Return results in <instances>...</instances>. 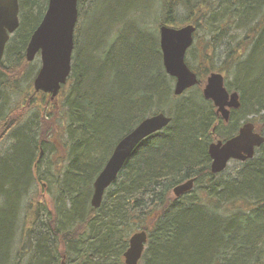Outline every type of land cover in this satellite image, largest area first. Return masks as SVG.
Listing matches in <instances>:
<instances>
[{
    "label": "trees",
    "instance_id": "1",
    "mask_svg": "<svg viewBox=\"0 0 264 264\" xmlns=\"http://www.w3.org/2000/svg\"><path fill=\"white\" fill-rule=\"evenodd\" d=\"M18 4L0 61V264H124L137 231L147 234L138 264H264V143L218 174L207 152L248 121L264 135V0H111L94 19L95 0H77L71 69L53 100L33 90L40 62L35 70L25 59L47 0ZM202 23L209 38L185 56L198 84L175 96L159 27L192 24L195 38ZM211 72L239 95L226 122L202 95ZM159 112L168 125L139 144L93 208V181L115 144ZM189 178L193 188L175 197ZM45 180L51 209L36 188Z\"/></svg>",
    "mask_w": 264,
    "mask_h": 264
},
{
    "label": "water",
    "instance_id": "2",
    "mask_svg": "<svg viewBox=\"0 0 264 264\" xmlns=\"http://www.w3.org/2000/svg\"><path fill=\"white\" fill-rule=\"evenodd\" d=\"M18 0H0V61L10 35L19 26ZM78 19L77 0H47L44 14L32 32L25 49V59L32 61L39 53L40 67L33 79V90L47 93L53 100L61 85L66 83L71 69L74 28ZM195 26L180 27L161 25L159 46L166 72L175 78L174 94L180 95L186 89L198 84L196 73L185 62V53L192 45ZM205 99H210L216 113L227 121L229 108L239 106V95L229 92L220 72H211L206 77L202 89ZM170 118L163 113L146 117L115 145L101 171L93 181L90 204L98 208L106 188L115 181L125 162L136 147L151 134L168 125ZM264 143V135L254 131V125L243 123L237 134L225 141L217 140L208 144L211 159L210 171L219 173L230 160L245 161L254 156L255 148ZM195 178H189L172 189L175 197L190 191ZM147 240L145 231L133 233L128 240V248L123 253L124 264H137ZM60 264H65L64 260Z\"/></svg>",
    "mask_w": 264,
    "mask_h": 264
},
{
    "label": "rangeland",
    "instance_id": "3",
    "mask_svg": "<svg viewBox=\"0 0 264 264\" xmlns=\"http://www.w3.org/2000/svg\"><path fill=\"white\" fill-rule=\"evenodd\" d=\"M119 1H121V0H119ZM123 1H125V0H123ZM110 3H111V0H95V6H94V9L91 11L90 19L91 18L94 19L93 16H95V14L97 12L99 13V10L100 9L105 8ZM87 5L88 4L86 2L83 7L86 8ZM177 13H178V16H183L184 11L182 9H178L177 10ZM87 22H88V20L86 19V25H87ZM210 32H212V31H210ZM210 32H208V27L206 26V24L202 23L201 27L196 32V36L194 38V47H196L198 49L201 48L206 43V40L209 38V33ZM219 45H221V46L219 47L218 51H222V48H223L222 45L223 44H219ZM195 52H196V50H195ZM188 54L189 53L186 52V58H187ZM222 56H224V53H221V58H223ZM190 61H191V63H194L195 62L194 54L191 55ZM39 62H40V58H39V54H37L34 57V59L32 61H30L32 68L35 67V70H36L37 66L39 65ZM29 71H30V69L28 67L27 68V73ZM27 73L25 75L24 82L29 84L32 81L33 74L30 73V74L27 75ZM222 75L224 76L223 73H222ZM229 81H232V78H230ZM192 91H196V89L190 90L185 95H189ZM40 97L41 96H37L36 97L37 102H39V98ZM44 98H46V100L48 99L46 96ZM22 103L23 102L21 101V99H19L18 100V106H20ZM39 105H40V103H39ZM57 105H59V103L56 102V105L55 106H57ZM44 107L45 108H49V106H47V105H44ZM25 108H26V111H28V109L30 110L32 108V106L31 105H27ZM57 110H58V106H57ZM61 113L62 112H60V114ZM249 118H251V117H249ZM60 126L63 127V123ZM64 126H65V123H64ZM59 130H62V129L59 127ZM58 141H61L62 142V139L60 137H58ZM5 144L6 143H4L3 141L0 142V145L2 146V148H4V146L7 147V144L6 145ZM49 154H50V152L46 151L45 154H44V157H43L44 160L42 161V164L43 165H42V168H41V171H42L43 174H46L45 169H48V167L50 166V163L48 162ZM232 165H233L232 162H230L228 166H232ZM51 168L52 167L49 168V171L51 170ZM47 175H48V173L46 174V176ZM36 188H37L38 191H40L41 197H39V198L42 199V203L44 205L46 204L45 206H47L48 209H51L52 208L51 207V200H52V198H51L50 194H51V191H52V187L50 186V183H48V181H46V180L45 181H42V184L41 183H39V185L37 184Z\"/></svg>",
    "mask_w": 264,
    "mask_h": 264
},
{
    "label": "bare ground",
    "instance_id": "4",
    "mask_svg": "<svg viewBox=\"0 0 264 264\" xmlns=\"http://www.w3.org/2000/svg\"><path fill=\"white\" fill-rule=\"evenodd\" d=\"M163 66H164V65H163ZM164 69H165V67H164ZM165 71H166V70H165ZM166 73H167V72H166ZM167 74H168V73H167ZM170 76H171V75H170ZM172 77H173V76H172ZM173 78H174V77H173ZM174 81H175V78H174ZM174 85H175V82H174ZM173 91H174V86H173ZM173 94H174V92H173ZM174 95H175V94H174ZM180 95H181V94H180ZM175 96H178V95H175ZM203 98H204V97H203ZM204 99H205V98H204ZM206 100H210V99H206ZM210 101H211V100H210ZM211 102H212V101H211ZM212 103H213V102H212ZM214 107H215V106H214ZM238 107H239V106H238ZM238 107H237V108H238ZM237 108H229V114H230V110H232V109H237ZM215 110H216V107H215ZM159 113H163V112H159ZM157 114H158V113H157ZM163 114H164L165 116L169 117V116L166 115L165 113H163ZM218 115H219V114H218ZM219 116L221 117V115H219ZM169 118H170V117H169ZM221 118H222V117H221ZM222 120H223V118H222ZM223 121H225V120H223ZM169 122H170V121H169ZM225 122H226V121H225ZM129 132H130V131H129ZM129 132H128V133H129ZM128 133H127V134H128ZM125 135H126V134H125ZM125 135H124V136H125ZM124 136H123V137H124ZM123 137H122V138H123ZM118 141H119V140H118ZM224 141H225V140H224ZM116 144H117V143H116ZM116 144H115V145H116ZM138 146H139V145H138ZM138 146H137V147H138ZM114 147H115V146H114ZM137 147H136V148H137ZM113 149H114V148H113ZM255 149H256V148H255ZM207 150H208V148H207ZM112 151H113V150H112ZM133 152H134V151H133ZM207 152H208V151H207ZM111 153H112V152H111ZM131 155H132V154H131ZM209 158H210V157H209ZM231 161H234V160H230V161L228 162L227 166L229 165V163H230ZM105 163H106V162H105ZM210 163H211V159H210ZM227 166L225 167V169L227 168ZM209 169H210V166H209ZM225 169H224V170H225ZM224 170H223V171H224ZM223 171H221V172H223ZM210 172H211V171H210ZM221 172H219V173H221ZM211 173H212V172H211ZM213 174H218V173H213ZM177 185H178V184H177ZM175 186H176V185H175ZM175 186H174V187H175ZM174 187H173V188H174ZM173 188H172V189H173ZM62 260H64V258H63ZM62 260H61V261H62ZM61 261H60V262H61ZM64 262H65V260H64ZM59 264H60V263H59ZM65 264H66V262H65Z\"/></svg>",
    "mask_w": 264,
    "mask_h": 264
},
{
    "label": "flooded vegetation",
    "instance_id": "5",
    "mask_svg": "<svg viewBox=\"0 0 264 264\" xmlns=\"http://www.w3.org/2000/svg\"><path fill=\"white\" fill-rule=\"evenodd\" d=\"M46 96H48V95H46Z\"/></svg>",
    "mask_w": 264,
    "mask_h": 264
}]
</instances>
